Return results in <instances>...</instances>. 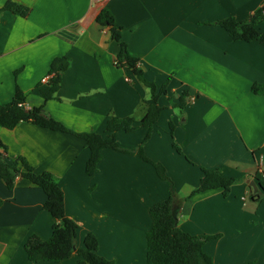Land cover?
Instances as JSON below:
<instances>
[{
  "label": "crops",
  "instance_id": "1",
  "mask_svg": "<svg viewBox=\"0 0 264 264\" xmlns=\"http://www.w3.org/2000/svg\"><path fill=\"white\" fill-rule=\"evenodd\" d=\"M8 3L28 13L0 11V104L12 100L18 85L10 75L21 69L26 109L42 107L68 133L22 122L12 130L0 127V142L8 164L23 158L35 173L53 176L65 215L79 226L76 249L93 234L101 257L146 264L150 208L169 195L168 183L135 154L149 131L141 121L150 91L127 67H116L119 45L95 21L105 10L143 78L167 84L158 101L164 109L142 149L173 183L178 228L214 237L203 248L213 264H264V94L251 91L264 84V47L234 41L218 25L247 20L264 0H0V9ZM257 30L264 33V24ZM61 57L69 67L56 99L44 101L38 86ZM111 118L134 120L133 132L114 135L131 153L102 149L88 176L90 151L80 135L107 138ZM202 169L234 179L226 195L222 189L194 193ZM0 198V264H77L76 254L60 262L27 259L29 238L47 241L54 223L40 188L16 176L8 189L0 179Z\"/></svg>",
  "mask_w": 264,
  "mask_h": 264
},
{
  "label": "trees",
  "instance_id": "2",
  "mask_svg": "<svg viewBox=\"0 0 264 264\" xmlns=\"http://www.w3.org/2000/svg\"><path fill=\"white\" fill-rule=\"evenodd\" d=\"M0 11H11L21 17H25L28 13L26 9L13 3L6 4ZM95 21L100 26L108 27L111 40L119 45V53L115 62L116 67H127L138 81L150 91L151 103H144L146 111L141 121L142 126L147 127L149 130L142 142L143 145L148 141L151 128L158 121L164 109L158 101L161 96L167 94V84L157 87L143 78L142 72L137 69V60L128 55L126 46L121 42L120 34L107 11L102 10ZM261 24H264V5L253 12L245 21L226 18L218 22V25L226 31L232 40L246 43L257 42L264 47V33L257 30V27ZM68 67L69 62L63 57L51 61L49 70L51 78L47 84L38 86L39 95L44 101L56 99L61 84V74ZM251 91L254 94H264V84L253 85ZM185 98L186 93H182L174 107L183 109ZM25 105L21 91L16 88L12 100L7 104H0V127L12 130L18 124L28 122L53 132L68 133L61 123L45 115L42 112V107L26 109ZM169 126L172 135L173 125L170 123ZM134 130L135 126L132 118H111L106 124L105 133L108 135L107 138H103L98 134L80 135L90 151L85 168L86 174L91 176L95 173L102 149L131 153L123 150L116 143L114 135L119 131L131 133ZM142 145L136 150L135 154L144 162L151 164L158 177L166 181L169 186L168 197L150 208L152 227L145 237L146 264H213L212 258L204 252L203 248L214 237L192 236L178 228L179 201L173 183L167 177L160 163H154L144 155ZM172 147L180 153V150L174 144H172ZM4 150L5 148L0 142V179L5 186L12 189L15 177L20 176L40 188L45 195L43 208L54 219L51 226V236L47 241H41L36 236L29 238L25 246L28 261L32 263L60 262L76 254L78 256L77 264H116L98 255V239L93 234H87L84 238V247L76 249L75 241L79 226L74 220L65 215L64 193L54 182L53 176L47 172L35 173L34 169L23 158H18L12 164H8L5 160ZM233 182L234 179L223 177L217 169H202V178L194 193L222 189L223 195H226ZM1 205L0 198V207Z\"/></svg>",
  "mask_w": 264,
  "mask_h": 264
},
{
  "label": "rangeland",
  "instance_id": "3",
  "mask_svg": "<svg viewBox=\"0 0 264 264\" xmlns=\"http://www.w3.org/2000/svg\"><path fill=\"white\" fill-rule=\"evenodd\" d=\"M23 8V7H22ZM25 9V8H24ZM28 11V10H27ZM21 69L20 70H17V71H14V72H11V75H10V79H11V82H16V84L18 85V87L20 86L19 83H18V78L21 74ZM16 87V88H18Z\"/></svg>",
  "mask_w": 264,
  "mask_h": 264
},
{
  "label": "built area",
  "instance_id": "4",
  "mask_svg": "<svg viewBox=\"0 0 264 264\" xmlns=\"http://www.w3.org/2000/svg\"><path fill=\"white\" fill-rule=\"evenodd\" d=\"M106 1H108V0H92V2L94 4H99V3H102V2H106ZM50 78L51 77L47 76L46 78L42 79L41 84H43V85L47 84V82L49 81Z\"/></svg>",
  "mask_w": 264,
  "mask_h": 264
},
{
  "label": "water",
  "instance_id": "5",
  "mask_svg": "<svg viewBox=\"0 0 264 264\" xmlns=\"http://www.w3.org/2000/svg\"><path fill=\"white\" fill-rule=\"evenodd\" d=\"M251 186L254 187L253 183H251ZM174 209V208H173Z\"/></svg>",
  "mask_w": 264,
  "mask_h": 264
}]
</instances>
